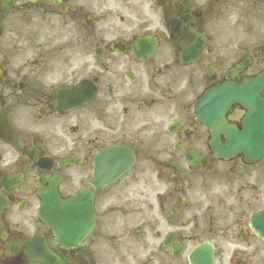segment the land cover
Returning a JSON list of instances; mask_svg holds the SVG:
<instances>
[{
	"label": "flooded vegetation",
	"instance_id": "obj_1",
	"mask_svg": "<svg viewBox=\"0 0 264 264\" xmlns=\"http://www.w3.org/2000/svg\"><path fill=\"white\" fill-rule=\"evenodd\" d=\"M0 30V264H41L30 261L25 246L34 234L44 235L65 264H191L190 252L204 244L213 247L214 264H227L233 247L229 264H264V241L249 227L262 208L263 161L215 159L207 151L209 128L193 110L205 88L264 72V0H0ZM148 35L156 48L143 61L133 43ZM117 40L127 46H115ZM62 59L99 87L96 102L71 115L66 147L54 117ZM73 75L65 85L76 83ZM243 113L235 107L228 118L239 124ZM78 114L98 130L80 126ZM35 134L43 142L28 152L33 160L18 162L15 151L33 145ZM98 143L129 145L155 172L94 190ZM190 151L197 158L189 164ZM67 155L74 163L59 167ZM46 156L52 168L37 169ZM54 172L61 185L71 179L70 194L95 192V226L68 250L35 221L36 180Z\"/></svg>",
	"mask_w": 264,
	"mask_h": 264
},
{
	"label": "water",
	"instance_id": "obj_2",
	"mask_svg": "<svg viewBox=\"0 0 264 264\" xmlns=\"http://www.w3.org/2000/svg\"><path fill=\"white\" fill-rule=\"evenodd\" d=\"M234 99H231V100H228L227 102H225L226 101V99H224V98H222L221 99V101H222V103L223 102H225V105H228L231 101H233ZM227 107V106H226Z\"/></svg>",
	"mask_w": 264,
	"mask_h": 264
}]
</instances>
